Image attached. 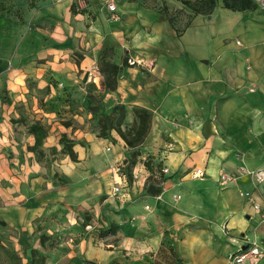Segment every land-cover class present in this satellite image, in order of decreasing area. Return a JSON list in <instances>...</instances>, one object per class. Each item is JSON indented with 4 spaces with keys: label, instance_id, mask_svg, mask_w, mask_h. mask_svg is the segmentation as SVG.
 <instances>
[{
    "label": "crops",
    "instance_id": "obj_1",
    "mask_svg": "<svg viewBox=\"0 0 264 264\" xmlns=\"http://www.w3.org/2000/svg\"><path fill=\"white\" fill-rule=\"evenodd\" d=\"M146 1L40 0L41 48L0 50V264H37L36 251L45 264H232L247 245L264 251V191L251 176L220 180L264 167V19L219 1L212 15L175 23L174 0ZM236 37L244 54L224 43ZM103 54L119 66L107 100L148 111L153 133L175 142L169 181L158 197L141 194L134 213L109 195L119 156L100 138L89 98L88 71ZM194 169L205 179H191ZM175 195L182 202H162L167 213L144 211ZM85 216L94 231L104 228L96 220L115 223L120 246L84 237ZM42 235L68 236L71 247H31Z\"/></svg>",
    "mask_w": 264,
    "mask_h": 264
},
{
    "label": "rangeland",
    "instance_id": "obj_2",
    "mask_svg": "<svg viewBox=\"0 0 264 264\" xmlns=\"http://www.w3.org/2000/svg\"><path fill=\"white\" fill-rule=\"evenodd\" d=\"M39 1L0 0L1 6L6 7L2 16L6 20L7 27L11 29L10 34L4 38H0V50L10 48L12 51L25 52L41 48L43 41H46L47 25H37L32 18L33 14L36 13ZM75 1L79 7L85 4V2L80 4L77 0ZM186 1L194 3L197 0H174L179 5L178 7H180L172 13V19H174L175 23L193 18L194 12L184 5ZM146 2L145 4L148 6L156 3L153 0H147ZM158 5L162 8V3L159 2ZM251 14V19H264V15L257 7ZM229 42L233 45V51L243 54L246 52V42H244L243 38L236 37L233 40L224 41L225 45L230 44ZM110 55L113 56V54ZM127 62V60H124L123 64ZM130 64L132 63L130 62ZM118 70L119 66H116L112 62L109 54L101 55L97 65H94L88 71V88L91 94L89 98L90 101L96 102L97 108L93 109V111L95 117L98 118L97 127L100 138L104 140L105 144L114 146V152L119 156L117 160H114V163L117 161L116 163H119V165H113L110 169L113 187L109 195L120 200V202H127L122 204L123 210H128V208L133 209L132 213H134L135 207L138 204L137 200L141 194L158 197L162 187L169 181L168 166H165V163L168 160V155L174 151L171 145H174L175 142L167 133H164L162 138L160 135L157 136L153 133L152 115L148 111L137 108L128 110V108L121 106L118 97L113 98L112 102L107 100L106 94L115 91ZM1 94L4 95V93ZM3 99L5 100L4 97ZM111 150L106 149V152L109 153ZM68 152H70V148ZM71 158L75 159L73 156ZM194 170L189 171L188 175ZM205 176L197 180L202 181L205 179ZM191 179L193 178L191 177ZM177 197L180 198L177 199ZM172 199L174 202L167 199L166 201H162L160 198L157 199L159 202L157 201L153 205L151 202L144 203V211L151 213L165 212L168 208H163L162 202H169L172 206H178L177 204L182 198L180 195H175ZM105 221L107 223L108 220ZM92 222L93 219L90 216H85L82 220V227L83 229L86 228L84 229L86 230L84 237H94V245L96 247L113 249L120 246L121 239L118 235V226L115 223L109 222L105 224L103 220H96L97 223L100 222L104 225V228L96 227L94 231L91 229L94 226ZM87 225L90 227H86ZM166 236H168V233H166ZM5 238L2 237L3 240H6ZM169 239V237L166 239V247L170 244ZM0 243H2V240H0ZM69 243H71V240L68 236L42 235L32 237V241L29 244L31 247H35L36 245L38 247H47V252H50L55 247H71ZM24 244L26 247H29L26 242ZM1 247L9 246L2 244ZM33 255L37 256V264H45L44 255L40 254L41 256H39L38 251L34 252Z\"/></svg>",
    "mask_w": 264,
    "mask_h": 264
},
{
    "label": "built area",
    "instance_id": "obj_3",
    "mask_svg": "<svg viewBox=\"0 0 264 264\" xmlns=\"http://www.w3.org/2000/svg\"><path fill=\"white\" fill-rule=\"evenodd\" d=\"M78 3H84L85 0H77ZM258 10L264 15V0H250ZM107 8L111 13L116 11L115 4L110 2L107 4ZM92 76V74H91ZM193 179H202L205 176V172L202 169H195L189 174ZM251 176L255 180V183L264 191V167L258 171H247L244 167L239 168L232 174H223L221 176V184L223 186L233 185L239 177ZM249 202L252 204L256 211H260V206L254 201L253 195L246 194ZM180 197H177L179 199ZM264 257V251L258 244H250L239 250V252L231 257L232 264H245L249 262L251 264H257Z\"/></svg>",
    "mask_w": 264,
    "mask_h": 264
},
{
    "label": "trees",
    "instance_id": "obj_4",
    "mask_svg": "<svg viewBox=\"0 0 264 264\" xmlns=\"http://www.w3.org/2000/svg\"><path fill=\"white\" fill-rule=\"evenodd\" d=\"M221 1L224 8L232 12H246L253 11L256 6L250 0H197L196 2L186 1L184 5L191 9L196 15L202 14L210 16L214 12L216 3ZM6 7L0 4V38H4L10 34L11 29L7 27L6 20L2 16Z\"/></svg>",
    "mask_w": 264,
    "mask_h": 264
}]
</instances>
